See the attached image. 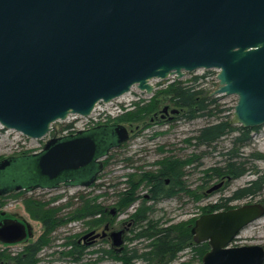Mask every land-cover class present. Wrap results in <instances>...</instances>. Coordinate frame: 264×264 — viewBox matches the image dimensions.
<instances>
[{
  "label": "water",
  "instance_id": "95a60500",
  "mask_svg": "<svg viewBox=\"0 0 264 264\" xmlns=\"http://www.w3.org/2000/svg\"><path fill=\"white\" fill-rule=\"evenodd\" d=\"M199 68L219 69L210 95H237L232 123L264 124V0H0V124L28 137H43L71 114L89 116L134 85L152 93V79ZM129 135L123 123L91 126L4 157L0 195L89 186ZM263 215L260 201L201 214L191 233L210 248L198 264H264L263 245H229ZM19 225H1L0 239H21ZM124 232L111 233L117 250Z\"/></svg>",
  "mask_w": 264,
  "mask_h": 264
},
{
  "label": "rangeland",
  "instance_id": "374dc122",
  "mask_svg": "<svg viewBox=\"0 0 264 264\" xmlns=\"http://www.w3.org/2000/svg\"><path fill=\"white\" fill-rule=\"evenodd\" d=\"M218 71V68H199L187 73L181 80L184 82H191L194 75L205 73L206 76L201 78L199 82H201V86L205 87L208 92H212L218 86ZM174 80H176L174 76L163 79H152L151 82L154 85L152 93L141 90L137 85H134L129 92L110 102L104 103L100 101L92 111V115L74 117L71 114L66 120H56L52 123V129L41 138L28 137L21 131L5 128L0 124V159L9 155H19L40 150L51 137L65 134L68 131L75 132L74 130L65 128V124L71 123L73 120V123H76L77 129L91 127L98 122H107L123 123L127 125L132 132L131 134L133 137L127 146H125L126 148L124 150L120 148L112 149L109 161L98 175L95 185L90 188H82L80 186L60 187L56 190L43 193L44 196H42V198L49 201L47 205H51L52 207L56 206L58 209L59 217H56L57 220H61L60 216L62 215L65 218L61 224L55 226L49 233L45 234V236L43 235L46 231L44 220L32 214L22 195L11 193L0 196L2 211H12L22 215L32 225L35 237L40 236L41 238L43 237V240H46L36 264H85L88 256H95L87 252L89 249L100 246H110L108 241H102L99 238L97 243L87 245L82 260L75 261L73 259V256L70 254V251L74 249L73 241H78L79 237L95 228L87 224V218H71L79 202L78 197L75 195L79 192H85L89 195L99 194V201H102L105 205H112L117 200L119 191L128 185L124 183V181H126L124 179L127 178L126 176L128 173H140L141 170L144 169H153L155 167V160L165 155L171 154L179 158H187L189 156L192 157L193 153L201 154L202 158L199 160L200 164H197L196 161L191 163L193 162L191 161L185 168V179L188 186L192 189H199L201 196L198 201L196 197L195 200H192L190 194H181L178 198L162 199L153 202V204L150 200L143 202L147 205L154 206L150 211V216L157 219L162 225H171L183 221L190 222L193 219L196 220L204 213L205 206L219 201H228V198L233 196L234 191L238 187L244 186L249 180L257 178L261 174L264 175V124L251 130L249 133V141L240 148L241 156L239 159L245 161L244 166L247 170L245 174L238 178L230 174L215 176L212 175L209 170L213 165L223 166L226 164L227 154L225 153L231 147H235L233 138L238 134L237 131L226 134L211 146H201L198 148L197 146L192 147V144H186L187 138L195 135L197 129L208 122L217 121L227 116L231 119L234 106L238 100L236 94L212 95L217 98L218 106L222 109L217 117H208L204 115L194 119L180 118L175 122H162V120L151 121L150 118L146 120V122L149 123L148 126H143V123H145L143 121H118V116L127 111L134 110L138 105H142L149 101L158 89L167 86ZM166 105H168V108L170 107L171 110L176 108L179 112L182 111L178 105L165 99L157 112L160 110L162 111ZM139 129L141 130L137 133ZM216 184H219V186L211 189V187ZM105 189L109 192L108 195H105ZM146 191L147 185L142 184L138 188L140 194L146 193ZM36 194L40 195L39 191H36ZM140 201L141 200H136L135 204L131 205L125 213L115 215L112 219L115 223L114 225L119 226L120 221L128 218V213H133L135 208L138 209L143 200ZM256 201H260L264 204V185L257 195L232 199L229 201V204L235 207L244 203ZM71 210L74 211L70 212ZM97 227L98 231H101L103 228L102 225ZM148 242V239L143 238L136 242L129 241L126 245H128V247L136 245V247L141 250L145 249L144 245ZM245 244H260L264 246V215L243 227L229 245L236 246ZM0 245L2 244L0 243ZM78 246L82 248L80 244H78ZM15 251L16 249L13 248L10 253ZM110 261V259H107L104 260V263ZM180 261L198 264L201 259L193 255L192 248L187 246L178 252V257L172 261L171 264H178Z\"/></svg>",
  "mask_w": 264,
  "mask_h": 264
},
{
  "label": "trees",
  "instance_id": "16d2710c",
  "mask_svg": "<svg viewBox=\"0 0 264 264\" xmlns=\"http://www.w3.org/2000/svg\"><path fill=\"white\" fill-rule=\"evenodd\" d=\"M206 74H196L193 76L191 82H184L181 79H176L167 86H164L157 90L151 99L134 110L127 111L126 113L117 117L118 121L136 122L149 120L154 112H157L161 106V103L167 99L178 105L181 108V118L194 119L199 116H218L222 110L219 108L217 98L210 95L205 87L201 86L199 80L205 77ZM219 118V117H218ZM146 123L144 126H148ZM72 123H66L65 128L71 130ZM256 128V127H255ZM254 129V128H253ZM252 128H245L241 125H234L231 119L223 117L217 121H210L204 126L197 129L195 135L187 138L189 144H195V146H211L214 142L220 140L226 134L237 131L238 134L233 138V144L235 147H231L226 151L227 154L225 165H213L209 168L212 175L222 176L224 174H230L236 178L246 173L245 161L239 159L241 156L240 148L249 141V133ZM110 155L106 158L105 163L109 161ZM180 164H189L192 161V157L181 159ZM175 161V160H174ZM160 163V167L156 170L145 169L144 171L130 172L128 186L125 190L119 191L117 200L113 203L118 206L119 209H124L126 206L133 203L143 194L138 193V188L145 183L147 186H153L151 188L152 195L149 199H153L155 202L160 201L166 197H172L176 192L174 189L175 184L180 186V189H186L188 193H192V189L186 187L182 182L177 180L175 173L176 162H172L169 165L166 158L156 160ZM208 170V169H207ZM170 176L171 183L166 184L165 177ZM175 176V177H174ZM264 175L261 174L257 178L249 180L244 186L238 187L232 197L228 198V201H219L204 207V213L211 212L219 209H228L233 207L229 204L232 199H239L247 196L253 197L261 191L264 185ZM96 182L93 183L95 185ZM151 186V187H152ZM25 191H15V195L24 194ZM194 193V192H193ZM76 194V193H75ZM24 201L27 203L28 208L34 214L35 217L43 219L46 227V231L43 234L49 233L55 226L61 224L65 218L60 216L61 220H57L58 209L47 205L49 201L42 198L44 195L29 196L22 195ZM75 196L78 197L79 202L74 210V214L71 218H87V224L90 227L101 226L105 219V204L98 200L99 194L89 195L85 192H79ZM144 198L138 209L133 212V216L138 220V225L134 230L137 237L146 236L151 238L149 244L145 246V249H139L138 247H127L122 255L119 251L111 246H100L93 249H89L87 252L94 257L88 256L85 264H171L178 257V252L190 246L193 250V255L198 259H202L204 253L210 248L208 242L197 243L194 241L191 233V228L194 225V219L190 222L183 221L181 223L171 224L169 226H162L157 219L150 216L152 206L147 205L149 200ZM60 208V207H58ZM100 214V215H99ZM139 230V231H138ZM46 240L43 237L36 244L35 248L27 247L28 253L23 256V252L17 256H10L5 251H0V261H10L13 259L15 264H36L39 250L43 247ZM74 249L70 251L75 261H80L84 257L86 252V246L80 248L77 241H73ZM110 259V262L104 263V260ZM178 264H191L185 261H180Z\"/></svg>",
  "mask_w": 264,
  "mask_h": 264
},
{
  "label": "flooded vegetation",
  "instance_id": "af4514ba",
  "mask_svg": "<svg viewBox=\"0 0 264 264\" xmlns=\"http://www.w3.org/2000/svg\"><path fill=\"white\" fill-rule=\"evenodd\" d=\"M150 118H151V121H155V120L156 121H160V120H162V122H175V121H177V120H179L181 118V112H179V111L178 112H172L171 108L169 107L168 111H164V110L161 111L160 110L159 112H154L153 115ZM146 123H148V122L143 123V126ZM105 124H110V123L98 122V123H96L93 126L105 125ZM140 130L141 129H139L137 133H139ZM71 133H73V132L68 131L67 133L62 134V135L71 134ZM131 133L132 132L130 131V135H129L128 139H126L125 141L121 142V144L117 148H120V149H123V150L126 148L125 146H127V144L131 141V139L133 137ZM59 136H61V135H59ZM187 143H188V141H186V144ZM192 145H193L192 147L195 146V144H193V143H192ZM43 147L41 149H43ZM199 147H201V146H198V148ZM40 150H37V151H34V152H38ZM111 151L103 159L104 167L106 166L105 160L110 155ZM30 153H33V152H30ZM22 154H26V153H22ZM19 155H21V154H19ZM162 158H166L170 166H171L172 162H176L175 165H176L177 169H175V173H176V175H178L176 177L177 180L182 182L186 187H189L188 183H187V181L185 179V172H186L185 168H186V166L188 164L187 163L186 164H180L181 162L178 159L179 157L171 155V154L165 155ZM162 158H158V159H162ZM201 158H202V156H201L200 153H198V154L193 153V155H192V161L193 162H191V163H194L196 161L197 164H200L199 160ZM158 159H156V160H158ZM181 159H184V158H181ZM156 160H155V167L153 168L154 170H156L157 168L160 167V163H157ZM144 170H141V172L144 171ZM128 175H129V173H128ZM128 175L126 176L127 178L124 179V180H126V181H124L125 184H128V181H127V179L129 178ZM171 179L172 178L170 176H166L165 177L166 184H170L171 183ZM143 184L146 185L145 183H143ZM92 186H93V183L91 185H89V186L82 187V188H90ZM127 186L124 187L123 189H121L120 191L125 190L127 188ZM151 186H147L146 193H142L143 195L141 197H139L137 200H141L142 201L144 198H148L149 199V197L152 195L151 194L152 193L151 188H153V186L152 187ZM60 187L67 188V187H71V186L65 185V184H61L59 187L53 188V189L37 188V189L31 190V191H26L24 189H21V190L25 191L24 194H21V195H25V196H29L31 194L36 195V191H39V194L43 195V193H46V192L51 191V190H56V189H58ZM174 189L176 190V192L172 195V197H166L164 199L174 198V197L178 198L181 194H186V195L190 194V196L192 197V200H195V197H196V199L198 201L200 196H201L199 189H194V188L192 189L191 188L193 190L192 193H188V191L186 189H180V186L176 185V184H175ZM21 190H13V191L7 192V193H5L3 195H0V196H4V195H7V194H11V193H13L15 191H21ZM105 191H106L105 195H108L109 192L106 189H105ZM73 195H70V196H73ZM149 200L152 202V204H153V202H155L153 199H149ZM135 202H136V200L133 203H131L130 205L126 206L124 209H119L116 204H115V206L113 204L112 205L111 204H106L105 205L106 206L105 207V219H104V222L102 224L103 228H102L101 231H98V227L94 228L95 232H99L100 234L94 239H91L90 237L84 238L83 236H81V237H79V239L77 241L78 244H80L81 247H83L84 245H91L92 243H97V240L100 238L102 241H104V240H106V242L108 241L110 243V246L115 248L114 245H113V239H112L111 233H112L113 230H119V229H124L125 230V232H124V243L122 245V248L120 250H118L120 255H122L121 253H123L124 250L127 249L128 245H126V244L129 241L136 242L138 240L146 238V239L149 240V242L147 243V244H149L150 241H151V238H147L146 236L137 237L136 236V232L133 231V230L136 229V227L138 225V220H136V217L132 215L133 213H128L127 214L128 218L127 219H123L122 221H120L119 226H115L114 225L115 223L112 221V219L114 218L115 215L125 213L126 211H128V209L130 208L131 205L135 204ZM151 206L154 207L153 205H151ZM54 207H56V206H54ZM2 210L3 209L0 206V226L3 225V224H7V223H13V224H18L19 223V224L24 226V229H21L22 234L24 236H22V238L19 239V240L11 241V242H4L3 240L0 239V243L2 244V245H0V251H5L6 253H9L10 256H13V257L21 254V252H23L22 253L23 256H26L28 254V253H26L27 252L26 250L28 249L27 247L35 248V246H37L36 244L40 241L41 237L40 236L39 237H35L34 229H33L32 225L29 223V221L25 217H23L20 214H16V213H14L12 211H2ZM136 210H137V208H135L134 212ZM21 225H19V226H21ZM162 226L166 227V226H169V224L168 225H162ZM14 231L15 230H13L11 233H9V236L15 235ZM19 244H21V245H19ZM147 244H145L144 246H146ZM134 246L136 247V245H134ZM13 248H15L16 251L10 253L13 250ZM42 248L39 250V252L37 254V257L39 256ZM0 264H15V262L13 261V259L10 260V261L1 260Z\"/></svg>",
  "mask_w": 264,
  "mask_h": 264
},
{
  "label": "built area",
  "instance_id": "2783aa9c",
  "mask_svg": "<svg viewBox=\"0 0 264 264\" xmlns=\"http://www.w3.org/2000/svg\"><path fill=\"white\" fill-rule=\"evenodd\" d=\"M104 103H107V102H104ZM99 104V103H98ZM97 104V105H98ZM96 105V106H97ZM96 108V107H95ZM94 108V109H95ZM102 109H104V108H102ZM93 113V112H92ZM92 113H91V115H92ZM74 117H78V116H80V115H77V114H72ZM70 117V116H69ZM80 117H86V116H80ZM74 122V120L71 122L72 123V126H71V130H74V131H77L78 129H77V127H76V123H73ZM84 128V127H83Z\"/></svg>",
  "mask_w": 264,
  "mask_h": 264
},
{
  "label": "bare ground",
  "instance_id": "6f19581e",
  "mask_svg": "<svg viewBox=\"0 0 264 264\" xmlns=\"http://www.w3.org/2000/svg\"><path fill=\"white\" fill-rule=\"evenodd\" d=\"M70 116V115H69Z\"/></svg>",
  "mask_w": 264,
  "mask_h": 264
}]
</instances>
